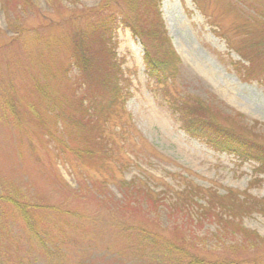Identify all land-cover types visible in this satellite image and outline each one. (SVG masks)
<instances>
[{
	"label": "rangeland",
	"instance_id": "374dc122",
	"mask_svg": "<svg viewBox=\"0 0 264 264\" xmlns=\"http://www.w3.org/2000/svg\"><path fill=\"white\" fill-rule=\"evenodd\" d=\"M102 3L0 0V193L31 204L36 228L47 237L44 248L8 216L0 229V264H173L167 246L171 255L187 250V260L262 254L264 171L189 136L169 99L188 95L190 104L209 106L222 125L252 128L264 139V0H160L147 7L137 0L113 2L142 39L118 16L109 40L91 47L90 73L114 61L124 99L109 104L115 111L107 127L115 143L109 141L108 157L80 106L83 97L84 105L108 92L74 64L63 71L74 56L70 37L88 25L87 11ZM111 9L102 8V19ZM157 19L181 60L178 76L164 86L148 77L143 60L144 46L158 55L166 50ZM119 128L124 132L117 138ZM130 180L151 197L126 192L132 198L126 203L117 183ZM228 193L233 197L223 201L236 208L232 220L193 223L199 207ZM187 196L193 199L188 205ZM174 203L191 218L170 208ZM238 228L261 239L256 248L242 243L250 241ZM181 237L184 242L173 241Z\"/></svg>",
	"mask_w": 264,
	"mask_h": 264
},
{
	"label": "trees",
	"instance_id": "16d2710c",
	"mask_svg": "<svg viewBox=\"0 0 264 264\" xmlns=\"http://www.w3.org/2000/svg\"><path fill=\"white\" fill-rule=\"evenodd\" d=\"M128 6L136 0H122ZM139 4L142 3L144 6H149V3L154 5L157 4L160 0H137ZM115 0H103V3L97 7L87 11V22L86 27L79 29L80 31L76 36H71L70 41L74 43V56L73 59L63 68L64 72L69 70L71 64H74L80 71V74L90 83L97 84L98 87L108 92V97L101 99L98 96L92 97L85 102L84 98L80 101V106L85 115L91 116L93 123L88 124L96 129L98 133V141L102 148V154L104 157H108L112 151V145L109 144V141L113 144L114 140H111L110 137L113 133L109 132L107 123L110 122L111 117L110 113H113L115 110L113 107H109V104L115 105L121 98L120 104L124 99L121 97L120 85L117 73V64L114 61H111L107 65L101 66L102 68L95 66V75L90 73L91 66L93 64V55L94 50L91 49L92 44L98 41L109 40V34L117 26V17L122 20V22L127 25L130 31L138 35L141 38L142 32L140 33L135 22L121 9L119 12L115 11V5L112 6ZM111 6V15H109L108 20L102 19L100 14L104 6ZM264 17V15H263ZM85 19V18H84ZM157 27V33L160 36V40L166 44V50L158 53L152 52L148 47H145L144 50V65L148 77L153 80V83L157 86H164L168 83H172L173 77H177L181 68V60L174 52L173 48L169 44V40L163 30L161 20L157 19L155 25ZM150 36H154L153 32H149ZM142 39V38H141ZM110 66V67H109ZM105 67V68H104ZM111 71H113L111 75ZM117 71V72H116ZM110 76H113L110 79ZM165 93H169L166 89ZM190 96L181 95L180 97L171 96L169 99V107L173 110V113L177 115L183 130L191 137H202L205 138L213 147L226 151L228 153L236 155L238 158L243 160H253L258 164L260 171H264V139H258V135L253 133L252 128L243 127L245 131L235 129L231 126L222 125L220 120L217 118V114L211 111L209 106H206L202 102L197 104H190ZM80 97L79 99H81ZM89 102V104H88ZM86 107V108H85ZM87 122H85L86 124ZM90 123V122H89ZM124 128H119L115 132V136L120 138ZM123 140V139H122ZM124 141V140H123ZM109 145V146H108ZM108 146V147H107ZM121 147V146H120ZM103 160V159H102ZM105 161V160H103ZM117 188L122 191V197L126 203H130L131 197L126 194V192H136L140 194V197H151V193L145 186L139 185L136 180H130L128 182L118 181ZM148 188V187H147ZM193 190L189 187V193ZM231 193L226 194L225 196L220 197L219 201H216L212 198L209 199V207H199L197 214L198 218L193 222L194 224H200L205 219L215 220L218 224L221 225L227 220H232L234 218L233 211L236 210L232 204L225 203L223 200L225 197H233ZM133 201V200H132ZM193 199L191 196H187L183 199V202L187 205L192 202ZM221 201L223 202L221 204ZM240 204L242 201H240ZM121 207L123 205L118 204ZM32 205L28 202L21 200V198L7 193H0V219L3 218L4 222L0 220V229L4 230L7 223V217H17L18 224L21 228H24L28 236L37 239L40 243L44 245L47 243V237L41 236L39 231L36 228V221H34L31 213ZM124 208V207H123ZM175 211L181 210L185 211L183 215L185 220L191 218L190 211L186 207L176 208L175 203L170 206ZM210 209L212 211L210 214ZM239 209V207H238ZM6 211L8 215L5 216ZM229 216V218H228ZM222 226V225H221ZM239 231L243 234L244 237L248 238L250 242L244 240L242 243L251 244L252 248H256L254 241L261 240L259 237L250 233L243 228H238ZM1 232V231H0ZM45 234H47L45 232ZM142 236L144 234L141 233ZM176 239H178L176 237ZM185 237H181L179 241L173 240L175 242H184ZM246 248L245 246H241ZM167 252L165 253L168 258L173 261V264H264V252L255 257L250 258H238V259H225L221 261H213L200 256H192L190 259H186L187 250L180 249L181 251H175L174 255L172 254L171 249L167 246ZM167 260V259H165Z\"/></svg>",
	"mask_w": 264,
	"mask_h": 264
}]
</instances>
